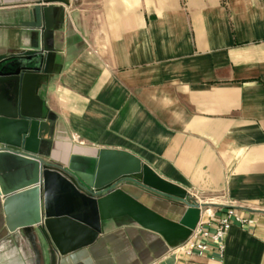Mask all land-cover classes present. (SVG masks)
<instances>
[{"label": "crops", "instance_id": "crops-1", "mask_svg": "<svg viewBox=\"0 0 264 264\" xmlns=\"http://www.w3.org/2000/svg\"><path fill=\"white\" fill-rule=\"evenodd\" d=\"M53 49L44 161L67 168L126 152L202 205L213 232L225 207L251 218L224 253L188 257L159 235L109 221L60 257L47 235L9 233L0 196V264H264V0H69ZM41 0H0V63L30 54L25 25ZM121 188L178 221L186 206Z\"/></svg>", "mask_w": 264, "mask_h": 264}, {"label": "water", "instance_id": "water-1", "mask_svg": "<svg viewBox=\"0 0 264 264\" xmlns=\"http://www.w3.org/2000/svg\"><path fill=\"white\" fill-rule=\"evenodd\" d=\"M25 25L30 54L0 63V196L9 233L31 229L47 235L62 257L92 245L109 221H124L153 232L174 249L197 227L201 208L183 189L156 176L133 155L99 151L98 157L71 161L67 168L44 161L54 122L45 106L53 49L49 43L62 23L69 0H41ZM186 206L178 221L167 219L123 189L107 192L114 183ZM102 192L95 197L85 192ZM106 192V193H105ZM105 193V194H104Z\"/></svg>", "mask_w": 264, "mask_h": 264}, {"label": "built area", "instance_id": "built-area-1", "mask_svg": "<svg viewBox=\"0 0 264 264\" xmlns=\"http://www.w3.org/2000/svg\"><path fill=\"white\" fill-rule=\"evenodd\" d=\"M123 184V181H118L113 184L114 186L111 190L120 189ZM85 193L95 197H99L101 195L94 189H90ZM193 197L195 202H191V204L199 206L202 214V205L199 203V198L197 195H193ZM253 223L254 221L251 218L249 219L240 215L235 208L225 207L218 218V223L213 232H209L204 228L206 226H210L208 222H202L200 220L197 227L192 232L191 237L186 243L179 246L177 249L188 257L194 255L201 256L213 252H217L219 255H222L224 253L223 241L229 230L234 226L246 228Z\"/></svg>", "mask_w": 264, "mask_h": 264}, {"label": "rangeland", "instance_id": "rangeland-1", "mask_svg": "<svg viewBox=\"0 0 264 264\" xmlns=\"http://www.w3.org/2000/svg\"><path fill=\"white\" fill-rule=\"evenodd\" d=\"M79 3L81 2V0H77ZM111 1H114V0H90V3H97V4H99V3H109V2H111ZM121 1V4H122V7L124 8V6L127 4V2H128V0H120ZM86 2H87V0H86ZM120 181H123L124 183H125V181L124 180H120ZM118 182V181H117ZM114 185H112V187H113ZM124 186V185H123ZM111 187V188H112ZM111 188L107 191V192H111V191H113V190H111ZM120 189H122V188H120ZM116 190V189H115ZM100 196H102V192H100ZM105 194V193H104ZM99 196V197H100Z\"/></svg>", "mask_w": 264, "mask_h": 264}]
</instances>
